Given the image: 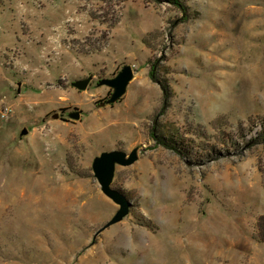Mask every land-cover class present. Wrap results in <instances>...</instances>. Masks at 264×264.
<instances>
[{
  "label": "rangeland",
  "instance_id": "rangeland-1",
  "mask_svg": "<svg viewBox=\"0 0 264 264\" xmlns=\"http://www.w3.org/2000/svg\"><path fill=\"white\" fill-rule=\"evenodd\" d=\"M180 3L0 0V264H264V0Z\"/></svg>",
  "mask_w": 264,
  "mask_h": 264
},
{
  "label": "water",
  "instance_id": "water-1",
  "mask_svg": "<svg viewBox=\"0 0 264 264\" xmlns=\"http://www.w3.org/2000/svg\"><path fill=\"white\" fill-rule=\"evenodd\" d=\"M133 77V70L131 65L124 64L120 70L110 78H101L98 80V85H106L111 88V92L105 101H100L98 106H104L117 101L124 93L128 82ZM92 75L89 74L86 77L76 79L71 82V86L78 90H84L90 82ZM18 92V90H17ZM67 116L70 119H79L80 111L74 109L67 112ZM53 118H58V112L52 114ZM27 133V129L23 127L19 136ZM137 147L132 148L128 153L121 149L103 150L98 155L94 156L91 163L93 175L96 178L101 192L107 196L112 202H114L118 208L96 232H100L102 229L109 225L121 220L128 214L131 206V201L118 189L111 186L115 165H129L137 159Z\"/></svg>",
  "mask_w": 264,
  "mask_h": 264
},
{
  "label": "trees",
  "instance_id": "trees-1",
  "mask_svg": "<svg viewBox=\"0 0 264 264\" xmlns=\"http://www.w3.org/2000/svg\"><path fill=\"white\" fill-rule=\"evenodd\" d=\"M169 2H173L174 4L180 5V0H169ZM256 238L259 242L264 243V213L260 214L256 221Z\"/></svg>",
  "mask_w": 264,
  "mask_h": 264
},
{
  "label": "flooded vegetation",
  "instance_id": "flooded-vegetation-1",
  "mask_svg": "<svg viewBox=\"0 0 264 264\" xmlns=\"http://www.w3.org/2000/svg\"><path fill=\"white\" fill-rule=\"evenodd\" d=\"M92 80V79H91Z\"/></svg>",
  "mask_w": 264,
  "mask_h": 264
}]
</instances>
